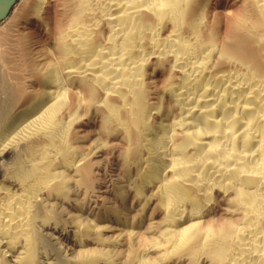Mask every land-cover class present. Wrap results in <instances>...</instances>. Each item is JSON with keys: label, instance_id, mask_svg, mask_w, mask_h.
<instances>
[{"label": "bare ground", "instance_id": "bare-ground-1", "mask_svg": "<svg viewBox=\"0 0 264 264\" xmlns=\"http://www.w3.org/2000/svg\"><path fill=\"white\" fill-rule=\"evenodd\" d=\"M61 1L0 64V264H264V0Z\"/></svg>", "mask_w": 264, "mask_h": 264}, {"label": "rangeland", "instance_id": "rangeland-1", "mask_svg": "<svg viewBox=\"0 0 264 264\" xmlns=\"http://www.w3.org/2000/svg\"><path fill=\"white\" fill-rule=\"evenodd\" d=\"M56 1L57 2L53 7L54 11L52 9L51 13L49 14L50 21L52 22V24H57L59 21L61 22L60 18L62 20L64 18V16L62 17V13L59 10L61 7L60 3L62 1ZM24 3L25 0H0V60H5V69L10 73L14 70L16 66L19 65V63L22 62L21 57L23 55V48L25 50V47L29 45L30 47L28 46V48L32 49L34 47L35 49H33L35 51L38 48L42 47L43 44L46 43V41L48 42V39H52V37H50L51 32L47 35L46 33H43L42 28L40 29L38 26H34L35 24L19 23L20 20H18V17L21 14V10L24 6ZM227 23H225V25H227ZM226 27H230V24H228V26ZM29 34L32 36H30ZM20 42L21 44H19ZM22 42L24 44L27 43L28 45L25 44L26 46L23 45L22 47ZM35 56L38 57V55ZM2 63L4 62H0V64Z\"/></svg>", "mask_w": 264, "mask_h": 264}, {"label": "water", "instance_id": "water-1", "mask_svg": "<svg viewBox=\"0 0 264 264\" xmlns=\"http://www.w3.org/2000/svg\"><path fill=\"white\" fill-rule=\"evenodd\" d=\"M3 12V11H2Z\"/></svg>", "mask_w": 264, "mask_h": 264}]
</instances>
